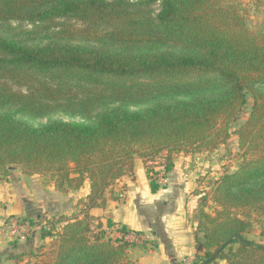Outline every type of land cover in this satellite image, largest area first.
<instances>
[{
  "label": "trees",
  "instance_id": "trees-1",
  "mask_svg": "<svg viewBox=\"0 0 264 264\" xmlns=\"http://www.w3.org/2000/svg\"><path fill=\"white\" fill-rule=\"evenodd\" d=\"M149 1L160 2L155 18H137L126 0H0V22L75 20L85 34L41 44L0 33V176L19 167L61 193L89 183L79 215L42 229L49 245L12 256L17 264H136L126 236L140 233L121 226L112 238L114 223L104 227L91 211L119 199L114 187L134 178L136 159L157 193L156 158L169 173L175 155L225 145L249 97V118L235 132L242 162L201 196L194 264H264V244L247 238L250 212L264 213V31L245 25L235 0ZM58 112L80 121L20 119Z\"/></svg>",
  "mask_w": 264,
  "mask_h": 264
},
{
  "label": "crops",
  "instance_id": "crops-1",
  "mask_svg": "<svg viewBox=\"0 0 264 264\" xmlns=\"http://www.w3.org/2000/svg\"><path fill=\"white\" fill-rule=\"evenodd\" d=\"M258 2L264 6V0ZM198 155H175L174 168L167 173L166 183L157 193L151 192L145 164L136 159L134 178L124 177L114 188V196L120 199H109L105 209L91 211L104 227L107 220L114 223L107 231L111 237L113 234L119 237L114 228L126 226L146 238L145 243L136 244L130 250L136 264L195 263L194 226L198 223L201 204L196 189L200 188L199 173L207 165ZM88 193V182L79 191L61 193L53 184L45 185L39 176L12 171L0 181V264H17L11 257L29 252L33 248L31 242L39 239L33 234L29 242L11 241L2 233V221L33 213H42L44 218L57 213L69 215Z\"/></svg>",
  "mask_w": 264,
  "mask_h": 264
},
{
  "label": "rangeland",
  "instance_id": "rangeland-1",
  "mask_svg": "<svg viewBox=\"0 0 264 264\" xmlns=\"http://www.w3.org/2000/svg\"><path fill=\"white\" fill-rule=\"evenodd\" d=\"M129 1L133 7L131 8L133 14L137 18L145 17V18H155L160 11V2L151 3L149 0H126ZM235 3H239L240 8L242 10V14L244 16L245 25L252 31H264V6L258 2V0H235ZM84 25L81 22H77L75 20H64L57 19L52 22H37L34 24L28 22H0V33L6 35H16L21 34L22 37H29L31 41L35 38L39 40L41 44L47 43L52 36L57 33L63 32L68 34L69 36H73L76 39H73V42H78L83 39L85 36ZM30 34V35H29ZM2 82H7L5 80H0ZM13 90L16 92L25 91L26 88H21L18 86H12ZM253 104V100L249 97V101L243 111L233 120L230 124L231 128V137L225 145H220L217 148L210 151H202L197 153H189L193 155L200 154L198 156L201 159H204L207 162V165L202 167V172L199 173V181L200 188L196 189L197 195L203 196L204 194H208L209 196L212 194L216 186L217 180H219L224 173H232L236 171L239 165L242 162V154L243 150L240 148V141L238 135L235 133L241 125H243L249 118V114L251 112V107ZM23 121H26L34 126H39L46 124L50 120H62V121H80L79 117H72L70 115H66L64 113L58 112L51 114L45 118H30V117H21ZM23 173V170L19 167H16L13 170V173ZM131 178V177H130ZM4 180L3 177L0 176V181ZM115 188V187H114ZM208 189V190H206ZM109 197V194H108ZM119 197V196H118ZM120 199V198H119ZM207 211L212 212L215 209V205L212 202H209L206 207ZM36 210V209H35ZM39 210V209H38ZM74 214L79 215V211L77 209H73L69 215L64 216H74ZM235 214L240 215V212H235ZM250 219L252 222V227H250L247 231V238L251 241H254L259 244H264V238L261 237L262 231V223L264 222V213L259 211L250 212ZM41 216L42 218H37ZM60 213H57L54 217L44 218L42 213L40 214H31L29 216L24 215L20 217L8 218L2 221V225L9 220H18L21 221V225H28L33 230L34 233H31L26 239L25 242H29V240L33 239L32 235H37V238L31 242L33 246L32 250L35 251L41 245H49L51 239L48 238L43 240L41 238V230H54L55 232L62 228V225L58 223L60 218ZM198 224V223H197ZM1 225V226H2ZM93 226H96V220L93 223ZM3 228V227H2ZM111 230V229H109ZM108 230V231H109ZM114 230H117L114 228ZM129 236V235H128ZM121 237V233H119V237ZM112 238H116V235L113 234ZM19 240H15L14 242H18ZM29 251V252H30ZM197 252V250H196ZM196 257V255H195ZM203 257V253L201 252L200 258ZM198 257L197 263L201 261ZM24 259L20 264H29L30 262H35V259Z\"/></svg>",
  "mask_w": 264,
  "mask_h": 264
},
{
  "label": "built area",
  "instance_id": "built-area-1",
  "mask_svg": "<svg viewBox=\"0 0 264 264\" xmlns=\"http://www.w3.org/2000/svg\"><path fill=\"white\" fill-rule=\"evenodd\" d=\"M150 165L154 166L155 172L158 173V183L161 186L165 184L167 171L165 169V166L163 165V158H156L155 161L150 163ZM20 223V221L13 219L5 222L1 226L3 235L11 241H24L26 237H28L31 233H34L35 229L33 230L28 225H21ZM126 240L134 244H143L146 242V238L141 235L135 234H129V236L127 235Z\"/></svg>",
  "mask_w": 264,
  "mask_h": 264
}]
</instances>
